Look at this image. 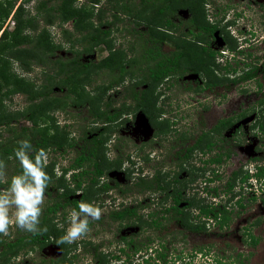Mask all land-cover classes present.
<instances>
[{"label": "trees", "instance_id": "1", "mask_svg": "<svg viewBox=\"0 0 264 264\" xmlns=\"http://www.w3.org/2000/svg\"><path fill=\"white\" fill-rule=\"evenodd\" d=\"M100 2V0H84L76 7L74 0H35L32 5V15L24 10L23 2H20L11 16L13 20L12 30L0 32V160L5 162L6 168L14 167V171H17L18 174L21 172L14 151L19 147V142L22 140L30 141L32 145L31 155L33 156L40 149L49 152L64 146L66 140L57 135V127L53 125L55 121L51 115L47 114L48 112L63 111L68 105L84 104L92 119L91 123L97 124L94 128H89L88 132L89 134L95 133V135H91L88 139H86L85 133L81 135L79 151L72 159L69 167L60 169L58 176L53 173L54 163L51 161L46 163L45 171L51 177L48 188H54L56 193L60 192V197H62L51 202L40 218L39 227L41 229L47 228V231L35 235L29 234L28 237L17 238L13 242L0 240L2 249L0 264H5L7 255L14 256L22 249H32V246H37L40 249L49 242L55 243L59 249L63 250L62 245L57 240L58 236L55 234L56 230L52 225L51 216H54L58 209L61 212L65 209L79 210L78 204L85 202L87 197V193L81 184L88 173L92 176L90 180L92 183L95 177H99L105 171L119 170V161L110 162L104 156L103 145L108 137L107 133L111 130V123L121 114L132 113L133 115L140 112L148 123L155 128L153 113L157 109L149 101L148 96L157 84L169 77H174L175 80L187 72L198 74L202 70L206 76L208 75L204 64L212 59L213 54L207 50V54H205V49L202 47L198 48L194 44L187 45L182 41L177 43L174 40V49L171 52L168 54L160 52V44L164 40L163 30L180 31L178 25L170 20V17L174 16L178 9L188 11L189 18L185 25L189 27L187 31L189 34L192 33L193 29L197 30L194 36L195 40L202 41V39H197L200 35L202 37L207 34L211 35L218 29L216 25L210 26L205 21L201 6L202 0H138L137 3L132 0H105L103 6L99 5ZM13 5L11 0H0V24L9 16ZM94 8H96L95 12ZM107 10L111 12L110 20L104 17ZM120 16L128 18L129 23L134 27L139 24L145 26L144 32L134 33L133 41L128 42L125 49L114 48L113 44L111 28L115 23L122 21ZM68 21L71 22V31L61 29L62 42L54 44L49 38L46 27L52 26L55 22L58 26H62ZM169 38L172 39V37ZM61 44H65L67 48ZM74 44H77L76 49ZM97 46H103L107 50L104 59L83 63L80 59L81 56L91 54ZM60 48L65 49L71 55L68 57L56 55L54 59H51ZM195 48L198 49V58L199 55L208 58L205 61L199 59L201 65L198 67L187 65L186 60L183 61L186 52L191 49L195 52ZM14 63L20 73H16L15 67L13 68ZM34 66L41 68L42 81L38 85L32 79L22 76V74L30 72ZM101 75L106 78V82L93 85L84 93V87H90L92 81L97 80ZM246 76L250 77L249 75ZM125 78L136 80L124 88V97H130L132 105H126L123 101L116 109L111 108L109 102H102V97L106 92L122 83ZM78 84L79 92L84 93L82 101L79 102L72 98L67 103L70 89ZM138 86L145 87L136 90L135 88ZM55 88L65 90L63 97L52 95V90ZM185 90L195 92V89L188 86ZM15 94L23 97L25 105L21 110L7 111L4 109L1 99L10 101ZM47 119L50 121L49 125L45 124ZM14 120H25L29 126L16 128L15 122H12ZM181 139L183 142L186 140L185 136ZM203 139L202 136L200 143ZM75 144V140L70 139L65 146L73 147ZM195 148L196 143L185 147L182 151L183 158L179 157L175 160L177 163L175 166L179 171L184 169L182 164L188 163L187 158ZM84 167H87L88 170H85ZM69 170L72 173H69L70 180L67 183L64 175ZM157 173L155 172L156 175ZM176 175L178 173L174 177ZM173 181L178 182L176 178ZM1 186L2 184H0ZM179 191L172 189L171 193L166 195L171 199V205L164 210L161 209V218L166 215L167 221L173 220L187 229L196 230L198 227H190L182 221L183 217L176 216V214L181 213V210L176 209V204L182 198ZM77 192H80L78 197H72ZM69 197L70 199H68ZM187 205L189 204L187 203ZM201 212L207 211L202 208ZM128 213H131L130 216L135 215L134 211H128ZM151 214L149 213L148 216L150 217ZM122 215V213L116 214V217L121 218ZM141 222L143 221L141 220ZM144 223L155 228L160 226L156 219H152L150 222L144 221ZM199 229L202 228L199 226ZM247 238L251 246L258 242V239L250 233ZM158 258L164 264L163 255H158ZM213 264L228 263L214 258Z\"/></svg>", "mask_w": 264, "mask_h": 264}, {"label": "rangeland", "instance_id": "2", "mask_svg": "<svg viewBox=\"0 0 264 264\" xmlns=\"http://www.w3.org/2000/svg\"><path fill=\"white\" fill-rule=\"evenodd\" d=\"M13 1V9L9 16L0 24V32L1 31H11L13 28V20H12V13L17 7L20 2H23L24 10L27 11L30 15L33 14L32 5L35 0H11ZM84 0H74V5L77 7L83 2ZM100 6L104 5L105 0H100ZM134 3H137L138 0H132ZM209 1L210 8L205 12L207 15L206 18H209L210 21L218 20L220 21V26L222 25V20L229 19L231 17V10L229 7H237L239 11H242V4L239 6V3L236 1L240 0H205ZM264 1V0H263ZM233 4V6H232ZM257 5L254 2L253 7H249L250 10L253 12L246 14L245 12L241 13L237 21L240 24H244L245 27L250 28L254 31V35H260L261 31L264 29V16H260L263 7L260 5L259 8L256 7ZM226 7V15L222 16L223 8ZM94 8V12H95ZM260 10V12H259ZM110 11H106L104 17L107 20H110ZM180 15H176V18H173V22L183 21L185 19L184 11H180ZM122 21L115 23L114 26L111 28L112 35H113V44L114 48L121 47L125 49L128 45L127 43L133 41V37L135 36L134 33H142L145 31V26L139 24L137 27H134L131 23H129L128 18L120 16ZM180 18V19H179ZM222 19V20H221ZM262 19V20H261ZM37 20H39L37 18ZM263 21V22H262ZM42 26V24H40ZM48 30V35L51 41L54 44L61 43L62 38L60 35L61 29H66L67 31H71V22L68 21L62 26H58L57 22H55L52 26L46 27ZM183 32H185V28H181ZM128 30V31H126ZM226 30V29H225ZM224 30V32H226ZM38 31V30H37ZM31 33V32H30ZM232 33H234L232 31ZM235 44L237 45L236 40L234 39ZM62 45V44H61ZM63 47L67 48L66 45H62ZM75 49L77 44H74ZM210 47L213 51H224L223 43L219 36H216L212 42H210ZM174 49V42L170 38H165L163 40L162 45L160 44V52L161 53H168ZM260 49V50H259ZM260 52H259V51ZM264 50V46L261 44L253 43L249 48H245L242 50L243 57H245L246 53L254 54L255 52H259V54ZM56 55H63V56H70L69 52H66L65 49L60 48L51 59H54ZM107 55V50L103 46H97L93 49L92 53L89 55L81 56V61L83 63L87 61L97 62L99 60L104 59ZM241 58V56H239ZM252 57L250 56V59ZM186 60V64L198 67L201 64L198 61V53L197 49L195 48V52L191 49L186 52L185 58L183 61ZM219 56L216 57L214 62H222ZM233 65V61H229ZM238 62L237 65H239ZM184 64V62H183ZM15 67L16 73H20ZM184 75V74H183ZM22 76L26 78H30L35 81V84H39L42 81L41 75V68L34 66L32 70L26 74H22ZM258 78V76H257ZM136 80H129L125 78L123 83L120 85V90L112 89L106 92V94L102 97V102L107 101L111 104V108L118 106L123 100V93L122 88L128 87L129 84L134 83ZM258 81L264 85V79L261 81V78H258ZM105 83L106 78L101 75L98 77L97 80L92 81V85L90 87H84V93H86L89 88L93 85H98L100 83ZM131 82V83H130ZM165 82H161L156 89H154V94L160 92V96L156 102V105L160 107L161 115L168 116L169 123L177 119V123H174L178 128L181 130L187 129L197 133L200 128L209 127L218 117L227 116L229 114L238 112L241 108H252L255 107V102L257 101L259 94H257L253 87V82L245 84V92L241 93L236 88H231L226 94L223 99L218 98L220 92H217L213 95H209L207 92L199 91L197 88V92H190L186 91L185 88L188 87H197L199 83V79L195 74L186 73L184 76L180 78H176V81L173 82V85L167 86L164 85ZM197 85V86H196ZM136 90L143 89L142 86H138L135 88ZM80 87L79 84L72 87L70 92L68 93V98L66 100L67 103L74 98L76 101L81 102L83 99L84 93L79 92ZM64 89L55 88L52 90V95L55 97H63ZM2 93V91H1ZM124 99V98H123ZM1 102L4 106V109L10 112H15L17 110H21L25 105L23 97L21 95L15 94L11 97L10 101L8 99H1ZM127 103V102H126ZM47 114L51 115L55 121L53 125L57 128V135L61 136L62 139H65L64 146L61 149H57L55 151L47 152L48 161L54 163L53 173L55 176L60 174V169L67 167L71 164L72 159L76 156V153L79 151L80 147V138L81 135L89 132V128L97 125L91 124L92 119L90 115L86 111V107L84 104L82 105H68L65 107L63 111L55 110L48 112ZM15 126H29V124L25 120H14ZM45 124L49 125L50 121L47 119ZM172 124V125H174ZM248 122L245 120L243 121V126L245 127ZM1 130V128H0ZM55 130V129H52ZM112 135L110 136V140L113 139V136H122L120 142L117 146H113L114 143L111 141L106 146V152L109 154L110 158H113L114 155L117 157L124 158L128 157L126 155H131L128 157L131 159L133 163H135V167L132 165L126 164L124 168H126V174L129 175L131 173H135L136 168H141L146 174L152 173L156 169H161V171L165 172L169 171L172 167L171 163H167L168 159L165 155L158 159H154L153 161H144L147 158L148 154H153L156 152L157 148L161 147L162 144L154 142L148 143L147 140L150 138L151 131L144 119V117L140 114H137L134 121H127L126 124L122 128L113 127L112 128ZM51 133V131H48ZM70 139L75 140V145L73 147H66L65 145L69 143ZM232 139H234L235 144H233L234 148L232 150V155L227 162L220 168H218V173L215 175L213 182L211 184H205L204 190H209V192L202 191L200 189L201 186H204V182L202 178H197L196 181H199L198 186L199 188L196 190H192L195 194H197L195 201L200 204H208L210 199L212 198V193L214 190L219 199L218 202L220 204L223 203V200L227 197L224 188L223 182L225 178L229 175L230 171L241 166L247 168V170L253 171V165L257 162L260 165L264 166V141L257 139L256 135L253 134L252 131L248 130L244 132L243 135L239 132H236ZM170 143L169 141L164 143V148L168 146ZM169 151V150H168ZM135 157L139 158L137 160ZM141 158V159H140ZM46 162V163H47ZM207 167V166H206ZM209 169V168H208ZM244 171V170H243ZM7 175L9 180L12 176L17 175L18 172L14 171V167L6 168ZM209 170H205V175H207ZM131 175V178L133 176ZM161 174V172H160ZM209 174V173H208ZM119 176L121 177L120 173L111 172L110 177ZM130 176V175H129ZM172 176L171 174L169 177ZM65 181L67 180V174L64 176ZM8 187L7 184H2L0 187V191L6 190ZM194 187L192 186V189ZM257 187V184L255 186ZM191 189V188H190ZM235 194H241L235 188ZM187 195H191L192 193L187 187ZM249 194V193H248ZM115 197L109 199V197ZM123 195V196H122ZM132 193L130 194L127 190L125 193L117 194L115 190L112 193L108 194L107 196L102 195L100 201H104L103 204H99L100 208L103 206L105 210L108 207H112L118 201L122 200L124 202H128L131 200ZM247 195V194H246ZM56 191L54 188H47L45 193V202L42 206V214L46 210V207L50 205L51 202L55 201L56 199ZM124 197V198H123ZM142 198L141 195L138 196L139 200ZM144 199V198H143ZM154 202H150V205L156 206L158 203L156 200ZM146 205L145 201H142L141 205ZM218 204V206L220 205ZM182 205H180L181 207ZM159 207V204L157 205ZM152 210L154 208L150 207ZM140 209L139 214L142 213L141 218H144V211L150 209ZM103 210V212L105 211ZM149 211V210H148ZM160 211V210H159ZM161 212V211H160ZM189 216L192 217L194 215V210H189ZM187 212V214H188ZM70 210H65L63 213H57L52 219V225L55 228V234L58 236L57 240L59 242L60 238L66 233L67 229L70 227ZM42 216V215H41ZM41 218V217H40ZM260 218L261 224L260 226L256 227L252 230L255 236L259 238L258 244L254 248H248L241 242L240 235L241 230L239 227L243 225H248L249 223H253L254 220ZM101 219V218H100ZM232 226L230 227V225ZM230 225L226 230H217L214 226L213 229H210V232L203 233L198 236L194 234H188L187 232H182L181 229L178 227L177 223L173 220L168 221L166 225H164L163 231H143L145 233L138 235L137 237L131 238L129 243L121 242L120 237L130 235L132 232L130 230H122L119 232L116 225L109 224L108 221L98 220V221H90L89 233L84 236L82 239L72 243V244H61L63 247V251L65 252L62 255L61 261L62 264H84L89 262L91 259L92 261V252L93 247L97 248L96 253H105L102 254L105 256V259L110 258L111 255L118 256L124 254L125 256H129V258L133 260H140L142 258L151 259L148 261L149 264H155V257L153 253H150L148 249H153L152 246L160 245L162 240L163 248H161V252L165 253L167 256L166 264H176V262L172 263L173 257L179 256L182 260L178 261V264H201V258L196 257L194 259H188L187 256L180 253H189L190 251L194 250V248L198 246H210L211 253H214L217 257H222L224 262L228 264H237V261L234 259L236 253H241L242 257H239L241 264H264V204L259 205L255 203L251 206V210L249 212H245L242 215L232 218ZM238 228V229H237ZM167 233V234H166ZM30 233L21 231L14 226L10 228L9 235L3 236L0 235V240L4 242H13L17 238L21 237H28ZM155 237V240H152L151 243H148L146 240L151 237ZM159 234V236H158ZM166 234V235H163ZM150 236V237H149ZM160 237V238H158ZM130 238V236H128ZM127 238V239H128ZM158 243V244H157ZM124 245L123 253L118 252V247ZM136 248V249H134ZM248 251V252H247ZM60 256V252L54 247L53 245H49L48 247L42 249L41 251L36 250H29L28 248L22 249L15 258H11L9 264H48V260L56 259ZM107 261V260H106ZM112 262V261H107ZM92 263H94L92 261Z\"/></svg>", "mask_w": 264, "mask_h": 264}, {"label": "flooded vegetation", "instance_id": "3", "mask_svg": "<svg viewBox=\"0 0 264 264\" xmlns=\"http://www.w3.org/2000/svg\"><path fill=\"white\" fill-rule=\"evenodd\" d=\"M254 2L257 5V8L262 5L263 10L261 14H259V17L264 16L263 0H240L236 1V3H239L238 7H241L240 5L242 4V11H239L238 8L234 7L235 5L233 6L232 4L233 7H229L231 10V17L225 20L221 19L222 25L220 26V21H210L209 18H206L207 15H205V12L208 10V8H212L210 7L209 1L202 0L201 6L202 12L205 15V21L210 26L216 25L218 27V29L212 32L211 35H203L204 37L200 35L197 39H202V41H197L194 39V36L197 33L196 29H193L192 33L190 34L187 33L189 27L186 26L185 23L189 18V13L186 9H178L175 15L170 17V20L173 22V18H176V15H180V11H184L186 16L185 19L176 23L173 22L178 25V29L180 31L172 32L173 30H163V34L164 39L166 37H172V42H174V40H176L177 43H180L182 41V43L185 42L187 45L194 44V46H197L198 48L202 47L205 49V52L206 50L212 52V59L204 64V68L208 72V75L206 76L202 72V70H200L198 74H195L199 79V83L197 84L198 86L196 85L197 87H193V89L197 88L199 91L207 92L209 95H213L217 92H220V94L224 95H219L218 98L223 99L224 97H226L225 94L231 88L234 87L238 89V91L243 93L245 92V84L253 82L254 90L257 94H259V97L255 102V107H252L250 109L241 108L238 112H235L233 114L231 112V114L227 116L218 117L209 127L200 128L197 133L187 129L181 130V128H178L174 124L177 123L178 120L175 119L174 121H171L169 123L167 121L169 120V117L161 115L162 113L159 110L160 107L156 105V102L160 96V92L154 94V89H156L161 82H165L164 85L167 86L173 85V82L176 81V78L174 80V77H169L161 80L148 96L149 101L152 102L154 104V107L157 109V111H155L153 115L155 117V125L159 129L156 127L154 128V126H151L150 123H148L147 119L140 112H136L133 115L132 113L121 114L115 121L111 123V130L113 127L122 128L128 120L134 121L137 114L142 115L151 131L150 138L147 140V142H154V144H162L161 147L156 149V152L151 155L148 154L147 158H145L144 161H153L156 158L159 159L161 155L162 157L165 155V157L168 159L167 163H171L172 165L169 171L167 169V171L163 172L161 171V169H156L152 173L148 174H146V172L142 174V172L144 171L141 168H136L134 174H130L129 172V176L126 174V168H124V166H126V164L132 165V167L136 166L135 163H133L131 159L128 158L131 157V155H126L128 157H124L123 159H119L117 155H114L113 158H110L109 154L106 152V146L111 141L114 143V147L117 146L122 136L116 135L113 136L112 140H110L112 131L109 130V132L107 133L108 137L106 138V141L103 145L104 156L110 162L119 161V170L111 169L109 171H105V173H103L99 177H95L92 183L90 181L92 176H90L88 173L87 176L83 178L81 186L87 193L85 202L91 203L98 207H100L99 204L102 205L104 202L103 200L100 201V197L102 195L107 196L108 194L112 193L113 190H115L117 194L125 193V190H127L130 194L132 193V195L130 196L131 200L128 202L120 200L112 207L109 206L107 210H105L103 206L101 207V209L105 211L103 212L101 219H99L100 221L105 219V221H108L109 224L116 225L119 232H121L122 230H130L132 232L130 235L127 236L122 235L120 237L121 242H132L131 238L133 239L134 237L145 233L143 231L151 230L160 232L164 230V225H166L168 221L165 218L166 215L161 218L160 211L161 209L164 210V208L171 205V199L166 195L171 193L172 189L180 190L179 192L182 196L178 204H176V209L181 210V213L176 214V216L180 218L183 217L182 221L186 222L188 226L198 227V229L190 230L183 227L180 223L176 221L175 222L177 223L178 227L181 229L182 232H187L188 234H194L196 236H201V234L207 233L208 231L210 232V229H213L214 226L218 231L223 229L226 230L228 228V225H230L232 218L234 219V217L242 215L245 212H249L251 210V206L255 203H258L259 205L264 204V166L258 164L257 162H255L252 167L253 171L247 170V168L243 169V167L241 166H238L237 168L230 171L229 175L225 178L223 182L224 192L227 197L223 200L222 204L218 202V195L214 193V190H212L213 193L210 202L208 204L204 203L203 205L195 201L196 199H198L196 198L197 194L192 192V190L197 191V189L199 188L198 186H200L198 185L199 181H196L199 176V178H202L204 182V186L200 187L202 191L204 190L205 184H211L213 182V178L216 177L215 175L218 173V168L223 166L232 155V150L234 148L233 144H235V141L234 139H232V137L236 132H239V134L241 133L243 135V130L244 132L250 130L253 132L254 135H256L257 139L264 141V85L258 81L259 77L261 78V81L264 79V50L260 54V49L258 50L259 52H255L254 54L246 53L245 57H243L242 53V50H244L245 48H249L253 43H257L258 45L261 44L264 46V29L263 31H261L260 35H254L255 33L253 30L245 27L244 24H240L237 21L241 13L245 12L246 14H248L253 12L249 9V7H253ZM226 11V7H224L222 16L226 15ZM182 27L185 28V32L182 31ZM224 30L226 32H224ZM232 31L234 33H232ZM216 36L220 37L223 43L224 51L217 52L211 49L210 42H212ZM234 39L236 40L237 45L235 44ZM205 54H207V52ZM217 56L223 59V61L220 63L214 62ZM239 56H241V58ZM250 56L252 57L251 59ZM199 59H203L204 61L208 60V58H205L204 56L200 55ZM231 60L233 61V65H230L231 63L229 61ZM238 62L241 63L237 65ZM246 75H249L250 77H247ZM122 83L116 85L112 89L120 90V85ZM125 87H123L121 90L123 93V98H125ZM142 87L144 88L145 86ZM195 92H197L196 89ZM123 98L122 100L125 102L126 105H132L130 97H127L125 99ZM119 105L114 108L118 109ZM245 120L248 122V124L244 127L243 121ZM156 129L157 131H155ZM85 134L86 139L91 137V135H95V133L89 134L88 132H86ZM183 136H185L186 138L184 142L181 139ZM202 136L204 139L200 143V138ZM167 141H169L170 144L164 148V143ZM194 143H196V148L187 158L188 163H183L182 167L184 169L179 171V169L175 166L177 164L175 163V160L179 157L183 158L182 151L184 150V148L191 146ZM117 147L120 148L119 146ZM177 154L178 157H176ZM135 158L139 160V158ZM69 166L70 165H68L67 167ZM84 168L85 170H88L87 167ZM205 170H209V172H207V175H205L204 173ZM111 172L120 173L121 177H110ZM155 172H158L157 175L155 174ZM69 173H72V171L69 170L66 173L67 183L70 180ZM176 173H178V175L174 177ZM132 174L133 176L131 178ZM170 174L172 176L169 177ZM174 178H176L178 182H174ZM256 184L258 188H255ZM192 186L194 187L193 189ZM187 187H189V190L192 193L191 195H187ZM235 188L241 194H235L233 191ZM91 191L93 192L92 194ZM204 191L207 193L209 192V190ZM79 193L80 192L75 193L72 197H78ZM139 195H141L142 198L137 200ZM55 197V201L62 198L60 197V192L56 193ZM113 197L115 196L112 195V197H109V199L112 200ZM68 199H70V197ZM153 200H156L158 202L156 206L150 205L151 201L154 202ZM142 201H145L146 205H141ZM187 203L189 205H187ZM158 204L159 207H157ZM218 204L220 205L218 206ZM180 205L182 206L180 207ZM146 207H152L154 208V210H152L151 208L148 209L149 211L145 210V219H142V213L139 214L138 211H140V209H145ZM202 208L207 212H201ZM192 209L194 210V215L190 217L188 211ZM65 210L61 212V210L58 209L54 216L59 212L63 213ZM128 211H134L135 215L130 216L131 213L127 214ZM121 213L123 214L121 218L116 217V214ZM149 213H152L150 217L154 214L156 215L150 218L148 216ZM54 216H51L52 219ZM152 219H156V221L160 223V226L155 228L153 226H149L148 224L145 225L144 221L150 222ZM141 220L143 222H141ZM260 224L261 220L260 218H258L254 220L253 223H249L248 225H243L239 227V229L241 230V242H243L244 245L248 248H254L258 244L257 242L254 246L249 245L247 236L250 233L259 241V238L254 235L252 230L260 226ZM199 226L202 229H199ZM231 226L232 224L230 225V227ZM128 236H130V238H128ZM155 237H157V234L154 237H151L150 239L148 238L146 241L148 243H151L152 245V240H155ZM162 243L163 242L161 240L160 245H154L152 246L153 249H148L149 252L153 253V256L155 257V262H157L155 264H162V261L159 260L158 255H163L164 264H166V259L168 255H165V253L161 252V248H163ZM49 245H53L54 247H56V249L60 252V256L56 259L48 260V264H62L59 258L61 259V256L64 255L65 252L62 249H59V247L53 242H49L43 245L40 249H38L37 246H32V249L29 250L41 251ZM124 245L122 244L121 247H118L117 250L119 253H123ZM209 247L210 246H198L189 253H180V256L182 257L183 254L191 260L196 257H199L201 258V264H213L214 258L220 259L222 262H224L222 257H217L214 253H211ZM1 250L2 249L0 247V252ZM96 250L97 248L93 247L92 261L94 263L92 264H112L113 261H122L123 264H149L148 261L151 260H147L146 257L140 260H133L129 258V256H125L124 254L118 256L111 255L110 258L107 257V259H105V256L102 254H107V252L99 254L96 253ZM18 253L14 256L7 255V260L5 264H9L11 258H15ZM237 255H240L241 257L242 255L241 253H236L234 258L237 261V264H241V261L239 260V257H237ZM177 257H173V260L170 259V261H172V263L176 262V264H178V261L182 259L180 257L179 259H176ZM106 260L112 262H107ZM84 264H89V262Z\"/></svg>", "mask_w": 264, "mask_h": 264}, {"label": "clouds", "instance_id": "4", "mask_svg": "<svg viewBox=\"0 0 264 264\" xmlns=\"http://www.w3.org/2000/svg\"><path fill=\"white\" fill-rule=\"evenodd\" d=\"M31 153L30 141H20L14 156L21 172L10 180L5 162L0 160V184L8 185L6 190L0 191V235L8 236L13 226L33 235L47 231V228L41 229L39 225L46 189L51 180L45 171L48 155L43 149L38 150L35 156ZM78 209L71 211L70 227L59 243L70 245L82 239L90 231V221H98L103 214V209L91 203L80 202ZM89 264H92L91 259ZM112 264L123 262L113 261Z\"/></svg>", "mask_w": 264, "mask_h": 264}]
</instances>
